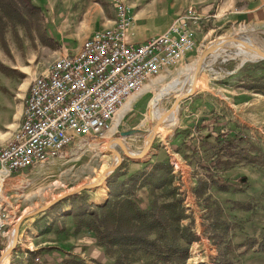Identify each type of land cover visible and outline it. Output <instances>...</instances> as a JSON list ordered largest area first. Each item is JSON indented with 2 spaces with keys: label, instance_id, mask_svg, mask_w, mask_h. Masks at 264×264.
Masks as SVG:
<instances>
[{
  "label": "rangeland",
  "instance_id": "374dc122",
  "mask_svg": "<svg viewBox=\"0 0 264 264\" xmlns=\"http://www.w3.org/2000/svg\"><path fill=\"white\" fill-rule=\"evenodd\" d=\"M124 1L134 9L132 28L139 24L149 31V36L162 34L177 17L192 11L199 17L198 27L192 28L196 47L179 64L131 98L125 105L132 103L130 108L123 117L119 116L111 132L102 137L81 138L49 163L9 179L6 190L19 219L60 195L98 181L112 167L115 158L107 147L108 142L112 137H120L121 132L141 130L124 140L130 153L141 152L155 123L166 116L175 100L187 90L193 76L188 72L189 66L195 65L216 39L236 36L264 51V27L252 23L248 16L263 11L264 0ZM3 3L6 6L0 3V132L3 133L0 143L9 136V124L33 78L45 72L60 54L76 51L74 47L79 38L112 26L115 19L112 0H30L38 7L33 10L27 8L25 0H4ZM257 4L261 5L256 9L259 11H252ZM254 54L257 56L241 55L235 43L222 47L217 57L211 53L197 78L196 93L185 99L177 110L176 126L169 124L172 119L167 121L142 160L132 162L118 146H113L124 157L117 170L119 174L126 173L131 165L134 169H144L147 165L150 171L159 160L172 165L177 178L175 185L183 184L184 206L193 219L184 224H191L199 237L191 246L187 264H264V251L260 250L264 247V94L242 86L243 83L247 87L253 79L264 76V59ZM169 86L175 92L166 96L153 112L152 101ZM240 130L245 138L241 146L252 157L251 162L241 160L234 168L220 171L222 183L230 187L228 192L211 186L207 193L210 199H198L193 191L197 180L204 179L205 174L198 162L202 159L204 166L213 163L208 156L194 153L195 147L200 146V137L209 141L215 132L232 135ZM107 181L102 185L108 190ZM98 192L99 187L70 196L46 213L25 221L23 224L27 226L20 230L16 248L3 264H61L68 250L59 238L63 232L62 235L72 240L73 205H84ZM109 194L110 190L106 200ZM247 204L252 205L251 211L243 208ZM66 207L71 210L63 212ZM36 221H44L40 238L33 235ZM9 239L4 244V252ZM34 245L45 249L40 262L30 254L36 250L27 248H35ZM98 247L94 246V256L85 247L75 256L87 264H110L102 256L94 258L101 254ZM111 258L115 260V256Z\"/></svg>",
  "mask_w": 264,
  "mask_h": 264
},
{
  "label": "built area",
  "instance_id": "2783aa9c",
  "mask_svg": "<svg viewBox=\"0 0 264 264\" xmlns=\"http://www.w3.org/2000/svg\"><path fill=\"white\" fill-rule=\"evenodd\" d=\"M112 4V26L94 32L76 51L60 54L33 78L20 125L0 143V256L19 219L7 181L49 163L81 138L111 132L129 100L196 47L192 28L199 17L192 11L164 33L136 41L133 7L124 0Z\"/></svg>",
  "mask_w": 264,
  "mask_h": 264
},
{
  "label": "trees",
  "instance_id": "16d2710c",
  "mask_svg": "<svg viewBox=\"0 0 264 264\" xmlns=\"http://www.w3.org/2000/svg\"><path fill=\"white\" fill-rule=\"evenodd\" d=\"M3 1L0 0V3L6 6ZM25 2L29 10L38 8L30 0ZM242 86L264 94V76L253 79L247 87L243 83ZM200 138V146L195 147L194 153L208 156L213 163L204 166L200 159L198 165L205 171L204 179L197 180L193 193L198 199L209 200L207 193L211 186L223 192L229 191L230 187L221 181L220 171L234 168L241 160L249 163L252 157L241 146L245 142L241 130L232 135L229 132H215L209 141ZM131 166L126 173L119 174V169L108 179L110 194L105 204L91 206L86 201L84 205H73L70 214L73 220L72 240L62 235L65 233H59L62 246L65 245L64 249L68 250L61 264H87L75 256L73 251L76 245L71 242L74 236L83 231L93 234L96 245H99L110 264H134L141 260L145 261L144 264H187L191 246L199 241V237L191 224H184L193 219L184 206L183 184L175 185L177 178L170 162L159 160L150 171L147 165L144 169L137 167L134 170ZM143 194L146 196L143 197ZM243 208L251 211L253 207L247 204ZM49 228L47 231L50 232ZM44 250L41 247L30 254L40 262ZM260 250L264 251V247ZM114 256L115 260L111 258Z\"/></svg>",
  "mask_w": 264,
  "mask_h": 264
},
{
  "label": "water",
  "instance_id": "95a60500",
  "mask_svg": "<svg viewBox=\"0 0 264 264\" xmlns=\"http://www.w3.org/2000/svg\"><path fill=\"white\" fill-rule=\"evenodd\" d=\"M230 43H242L244 46H246L247 48H249L251 51H253L254 53L258 54L260 57H262L264 59V51L255 46L252 45L248 42H245L244 40H242L240 37H236V36H231V37H227V38H218L216 39L210 46H208L203 53L201 54L198 62H197V68H196V72L192 78V82H191V88L189 91H185L183 92L174 102L173 106L170 108L169 113L173 112L174 110L178 109L180 104L187 98L192 97L196 91H197V78L200 74V72L202 71L205 61L207 60V58L209 57V55L212 53V51L218 47H224L227 44ZM163 124V119H159L151 133L149 136V141L145 144L144 149L136 154H131L130 152H128L127 150V146L125 143V139L127 137L133 136L135 134H139L142 131L139 129H133V130H128L125 132H121L120 133V137H112V139L108 142V149L110 151H112L114 153V155L117 158V161L114 165H112V167H110L109 169L106 170V172L104 174L101 175V177L98 179V181L92 182V183H88L86 185H83L73 191H70L68 193H65L63 195H60L59 197H57L56 199H53L50 203H48L47 205H45L44 207H41L40 209H37L25 216H22L15 225L14 228V242L10 247L6 248V254H11L14 249L16 248L17 244H18V240H19V235H20V230H21V226L23 225V223L31 218H34L36 216H39L41 214L46 213L47 211H49L53 206H55L57 203L63 201L64 199L69 198L70 196L76 195V194H81L82 192L85 191H92L94 189H96L97 187H99L100 185H102V183H106L107 179L109 177H111L122 165L123 161H124V157L122 155V153L120 151H118L117 149L113 148V146H118L119 149L125 154V156L132 160V161H139L142 160L145 156H147V154L149 153V151L151 150L154 141L156 139L157 136V130L159 129V127ZM4 258V253L1 255L0 258V263L1 260Z\"/></svg>",
  "mask_w": 264,
  "mask_h": 264
},
{
  "label": "crops",
  "instance_id": "0c3cea01",
  "mask_svg": "<svg viewBox=\"0 0 264 264\" xmlns=\"http://www.w3.org/2000/svg\"><path fill=\"white\" fill-rule=\"evenodd\" d=\"M261 5L260 4H257L256 6L252 7V11H255L257 8H259ZM259 11V10H256V12ZM249 16V20L252 22V23H255V24H258V25H262L264 27V9L263 11L260 10L259 12L257 13H254V14H250L248 15ZM139 24H137V26L134 27V32H133V39H135L136 41H142V40H145L151 36H154V35H150L149 36V31L147 30H144L142 29V26H138ZM170 26V25H169ZM168 26V27H169ZM196 27H198L197 25H195ZM167 27V29H168ZM194 27V26H193ZM166 29V30H167ZM131 30V32L133 31ZM91 32V30L89 31ZM164 33V32H163ZM93 34V33H92ZM90 34V35H92ZM88 35V37L90 36ZM86 36V35H85ZM81 37L79 38L77 41H76V46L74 48L78 49L82 43H83V40L85 38H88L87 36L85 37ZM75 45V44H74ZM28 89V87H27ZM26 89V91H27ZM26 91L24 93V96L26 94ZM24 96L22 97V102L20 103V105L18 106L14 116H13V121L9 124V130L10 132H8L9 135H11L16 129L17 127L20 125L21 123V119H22V114H23V98ZM132 102V101H131ZM132 104V103H131ZM130 104V105H131ZM130 108V107H129ZM176 120L178 121V119L176 118ZM176 126V125H175ZM0 134H3L2 132H0ZM133 162V161H132ZM131 169H134V167L132 166ZM108 188V187H107ZM109 190V189H108ZM94 200H95V197L91 199V201H87L88 204H91V203H94ZM107 201V200H106ZM69 212V210H71V208H68L66 207L65 209H63V212ZM51 220V219H50ZM38 222V221H36ZM43 222L44 221H39L38 223L35 224V228L33 229V235H34V238H40L41 236V233H42V228H43ZM52 222V221H50ZM51 223H47V226H50ZM27 225L26 224H23L21 226V232L22 230H24V228L26 227ZM23 228V229H22ZM88 235V237L86 236ZM73 244H75V249H74V254L77 255V252H82L83 251V247L86 248V252H88L90 255H93L96 253V250L94 248V246H96V239L94 238L93 234H91L89 231H83L82 233H80L77 237H73ZM35 248H31V247H27V248H30L31 250H38L39 248L41 247H37L36 245H34ZM94 248V249H93ZM99 254L98 256H95L94 258L95 259H99V256H102L103 258H105V255L104 253H102L101 251H99ZM79 256V255H78ZM80 257V256H79Z\"/></svg>",
  "mask_w": 264,
  "mask_h": 264
},
{
  "label": "bare ground",
  "instance_id": "6f19581e",
  "mask_svg": "<svg viewBox=\"0 0 264 264\" xmlns=\"http://www.w3.org/2000/svg\"><path fill=\"white\" fill-rule=\"evenodd\" d=\"M242 40H244V38L242 39ZM245 41V40H244ZM246 42V41H245ZM250 44H252V45H254V43L253 42H249ZM235 45L238 47V49H239V51H240V54L241 55H243V56H245V57H249V56H254V57H256L257 55H255L254 53H252L253 51H251L249 48H247L246 46H244L243 44H241V43H235ZM229 48V47H228ZM222 48L221 47H218V48H216V49H214L213 51H212V53L213 54H215L214 56L215 57H217L218 56V54H219V51L221 50ZM244 57V58H245ZM260 57V56H259ZM253 59V58H252ZM258 59V58H257ZM196 68H197V63L194 65V64H192L191 66H189V68H188V72L189 73H192L193 74V76H194V74H195V72H196ZM186 72H187V70H186ZM189 76H191V75H188V77ZM193 76H192V78H193ZM187 77V78H188ZM191 78V77H190ZM191 82H192V80H190L189 81V84H188V87H187V90L186 91H188L189 90V86H190V88H191ZM173 92H175V89L173 88V87H171V86H169V87H167V88H165L163 91H161L160 92V94L159 95H157L155 98H154V100L152 101V103H151V108H152V111L154 112V111H156L158 108H159V106H160V103L162 102V100L166 97V96H168V95H170L171 93H173ZM129 107H130V104H128L127 105V107H125V108H123L122 109V111H121V113L122 114H120L121 115V117H123V115L127 112V110L129 109ZM178 109H176V110H174L172 113L170 112L169 113V111H168V113L166 114V116L165 117H163V118H161V119H163V124L159 127V129L157 130V133H159V131L163 128V126L165 125V124H167L166 122L167 121H169L170 119H172L170 122H169V124H173V125H175L176 124V118L178 117V111H177ZM149 141V140H148ZM128 150V149H127ZM128 152H129V150H128ZM132 154V153H131ZM115 156V155H114ZM116 161H117V158H116V156H115V158H114V161H113V164L112 165H114L115 163H116ZM97 181V180H96ZM105 183V182H104ZM98 188V187H97ZM96 188V189H97ZM96 189H94V190H96ZM107 195H108V190L106 189V187L104 186V184L103 185H100L99 186V192H98V194H97V196L95 197V200H94V202H95V204H103V203H105V201H106V197H107ZM19 218V217H18ZM19 219H17L16 220V222L18 221ZM13 232V233H12ZM11 232V237H10V239H9V241H10V243H9V245H8V247H10L12 244H13V242H14V231H12ZM11 254H6V251L4 252V258L1 260V264H3L4 262H5V260L10 256Z\"/></svg>",
  "mask_w": 264,
  "mask_h": 264
}]
</instances>
